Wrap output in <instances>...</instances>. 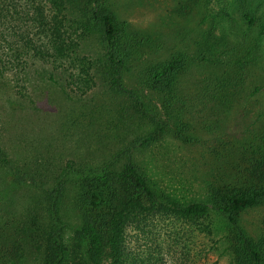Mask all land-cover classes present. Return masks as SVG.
Returning a JSON list of instances; mask_svg holds the SVG:
<instances>
[{
  "label": "trees",
  "instance_id": "trees-1",
  "mask_svg": "<svg viewBox=\"0 0 264 264\" xmlns=\"http://www.w3.org/2000/svg\"><path fill=\"white\" fill-rule=\"evenodd\" d=\"M105 1L0 0V64L16 66L20 53L63 59L77 67L73 83L82 84L85 91L100 81L111 94L125 95L122 83L128 65L152 43L149 37L128 32L127 25L105 8ZM176 1L171 14L181 20L198 15L199 35L193 53L177 52L142 66L138 84L144 93L159 99L163 115L149 116L138 100L127 97L139 121L147 122L140 149L160 135L193 144V132L183 122L193 105L207 108L214 116L237 109L236 115L243 114L246 100L264 86L254 84L250 71L264 59V0ZM85 37L98 41L101 57L96 61L78 56L79 41ZM15 52L17 57L11 60L9 54ZM195 69L200 80L185 94L181 86ZM165 120L174 131L166 129ZM259 121H264L262 110L255 115L254 122ZM250 137L240 149L222 156L228 174L221 185H209L206 196L193 201H180L157 186L129 150L121 165L68 162L45 180L52 183L49 187L41 182L45 220L37 215L33 220L35 212L27 211L13 244L9 236L0 234V258L13 257L20 264L27 256L36 264H143L126 248L130 224L152 215L191 221L215 216L230 264H264V220L257 236L250 235L240 221L245 210L264 208V131ZM0 167L8 186L24 184L27 167L13 165L1 148ZM8 223L0 227L9 228Z\"/></svg>",
  "mask_w": 264,
  "mask_h": 264
},
{
  "label": "rangeland",
  "instance_id": "rangeland-1",
  "mask_svg": "<svg viewBox=\"0 0 264 264\" xmlns=\"http://www.w3.org/2000/svg\"><path fill=\"white\" fill-rule=\"evenodd\" d=\"M104 5L118 22L127 25L128 32L149 37L152 43L142 50L141 58L128 65L122 83L125 95L111 94L100 81L85 91L82 84L73 83L77 67L63 59L20 53L16 66L0 64V148L13 165L28 169L24 184L10 187L0 167V223L11 224L0 227V234L11 238L9 244L18 238L17 228L27 211L33 209V220L37 216L45 220L43 189L52 184L45 180L68 162L94 166L114 161L121 165L124 152L129 150L157 186L180 201H193L205 197L209 185L217 187L227 176L222 156L236 151L235 147L240 149V144L257 131H264V121L254 122L257 112L264 111L263 86L255 97L246 100L243 114L236 115L237 109L229 115L214 116L207 108L193 105L183 118L196 139L193 144L183 145L160 135L140 149L147 122L139 121L127 97L138 100L149 116L163 115L159 99L139 86V72L147 62L165 60L177 52L193 53L199 35L198 15L188 20L174 17L171 13L176 0H106ZM79 45L78 56L94 61L101 57L95 38L85 37ZM9 56L13 60L17 53ZM195 70L181 86L185 94L200 80ZM250 71L254 84L264 85V59ZM164 123L166 129L174 131L171 122ZM41 182L46 183L44 188ZM215 219L148 216L127 228L126 248L143 264H230ZM263 220L264 208L245 210L240 215L241 225L252 236L261 234ZM0 264H20V260L0 258ZM22 264L36 262L27 256Z\"/></svg>",
  "mask_w": 264,
  "mask_h": 264
}]
</instances>
